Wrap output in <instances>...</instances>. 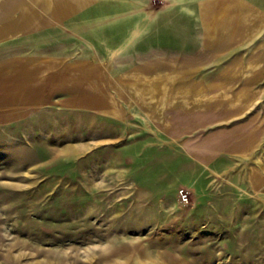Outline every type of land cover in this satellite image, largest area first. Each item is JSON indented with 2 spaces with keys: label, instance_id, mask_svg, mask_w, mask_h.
Segmentation results:
<instances>
[{
  "label": "rangeland",
  "instance_id": "1",
  "mask_svg": "<svg viewBox=\"0 0 264 264\" xmlns=\"http://www.w3.org/2000/svg\"><path fill=\"white\" fill-rule=\"evenodd\" d=\"M32 1L0 42V83L45 80L0 86V264H264V0Z\"/></svg>",
  "mask_w": 264,
  "mask_h": 264
},
{
  "label": "crops",
  "instance_id": "2",
  "mask_svg": "<svg viewBox=\"0 0 264 264\" xmlns=\"http://www.w3.org/2000/svg\"><path fill=\"white\" fill-rule=\"evenodd\" d=\"M45 13L41 10L39 6H37L32 0H0V42L6 40L12 34L22 33V31L33 30L35 28H39V26L44 22L45 23ZM6 20V21H5ZM8 22L7 24H5ZM5 24V25H4ZM3 64V63H2ZM6 67V66H5ZM11 69L17 68L18 70H10L4 71L7 73H11L13 76L8 81H4L0 83L1 87H4L6 90L10 88L7 92L6 100L8 103H11L12 106L16 107L18 104L20 107L24 108L28 104H32L33 102L39 101V99L44 98L42 96L33 97V102L28 104H23L20 101H13V98H18L24 100L28 94V88L24 83L26 76L34 77L36 81V89L37 92L41 91L42 86L45 83L44 77L41 76L39 69L37 68L36 71L34 69H22L21 67L16 66H8ZM26 70V71H24ZM38 70V71H37ZM29 71V72H28ZM42 84L39 86L38 84ZM11 85V86H10ZM50 86L52 87V82H50ZM39 88H41L39 90ZM50 88V87H49ZM54 88V87H53ZM34 92V91H33ZM19 93L20 95H17ZM33 94V93H32ZM37 95V94H36ZM10 99H9V98ZM27 100V99H26ZM7 102V101H6ZM17 103V104H15ZM10 105V109L14 108Z\"/></svg>",
  "mask_w": 264,
  "mask_h": 264
},
{
  "label": "bare ground",
  "instance_id": "3",
  "mask_svg": "<svg viewBox=\"0 0 264 264\" xmlns=\"http://www.w3.org/2000/svg\"><path fill=\"white\" fill-rule=\"evenodd\" d=\"M227 2H228V1H227ZM236 4H237V3H236ZM235 7H236V6H235ZM205 8H206L207 12H209V11L211 10L210 7H208V9H207V6H206ZM216 8H217V7H216ZM237 9H238V7H237ZM243 11H244V10H243ZM226 12H227V11H226ZM234 12H237V11L234 10ZM231 13H232V12H231ZM237 13H238V12H237ZM214 14H215V13H214ZM217 14H218V13H217ZM221 15H222V14H221ZM232 15H233V14H232ZM238 15H239V14H238ZM215 16H216V15H215ZM218 16H219V15H218ZM225 16H226V15H225ZM242 16H243V15H242ZM242 16H241V17H242ZM211 17H213V16H211ZM241 17H240V18H241ZM208 18L210 19V17H208ZM208 18H207V19H208ZM229 18H230V17H229ZM211 19H212V18H211ZM226 20H227V19H226ZM226 20H225V22H226ZM214 21H215V23H216V24L214 23V25H219L218 23H220V21H222V19H221V18H216ZM229 21H230V20H229ZM235 21H236V20H235ZM211 24H213V23H211ZM205 26H206V25H205ZM224 27H225V26H224ZM225 28H226V27H225ZM207 32H208V31H207ZM223 32H225V30H224ZM137 33H138V32H137ZM214 35H215V34H214ZM214 35H213V36H214ZM218 36H219V35H218ZM207 37H210V36L208 35ZM212 38H213V37H212ZM208 42H209V41H208ZM210 44H211V43H210ZM5 68H7V67H5ZM174 68H175V67H174ZM0 69H1V68H0ZM8 69H9V67H8ZM1 70H3V69H1ZM1 70H0V71H1ZM28 72H29V71H28ZM170 72H171V71H170ZM156 73H157V72H156ZM129 74H130V73H129ZM166 75H167V74H166ZM177 75H178V73H177ZM179 75H180V74H179ZM163 76H164V74H163ZM163 76H162V77H163ZM33 78H34V77H33ZM142 78H143V77H142ZM142 78H141V79H142ZM157 79H158V78H157ZM157 79H156V80H157ZM166 79H167V78H166ZM172 79H173V78H172ZM143 80H144V79H143ZM150 80H152V79H150ZM170 80H171V79H170ZM170 80H169V81H170ZM174 80H175V79H174ZM154 81H155V80H154ZM158 81H159V79H158ZM163 82H164V81H163ZM163 82H162V83H163ZM35 83H36V82H35ZM141 83H142V82H141ZM141 83H140V84H141ZM148 83H149V82H148ZM157 83H158V82H157ZM169 83H170V82H169ZM40 84H41V83H40ZM140 84H139V85H140ZM153 84H154V83H153ZM167 84H168V83H167ZM148 85H149V84H148ZM156 85H157V84H156ZM10 86H11V85H10ZM130 88H132V86H131ZM39 89H40V88H39ZM153 90H155V89H153ZM157 90H158V89H157ZM40 92H41V91H40ZM156 92H157V91H156ZM162 93H163V92H162ZM34 94H35V92H34ZM149 94H150V93H149ZM32 95H33V94H32ZM32 95H31V96H32ZM132 95H133V94H132ZM146 95H147V94H146ZM36 96H37V95H36ZM152 96H153V95H152ZM159 96H160V95H159ZM38 97H39V96H38ZM172 98H173V97H172ZM161 99H162V98H161ZM146 104H147V102H146ZM152 107H153V106H152ZM184 107H186L185 104H184Z\"/></svg>",
  "mask_w": 264,
  "mask_h": 264
}]
</instances>
